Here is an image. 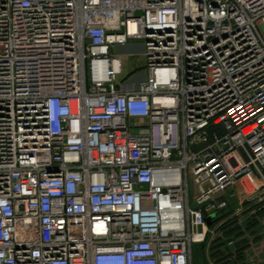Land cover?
Returning <instances> with one entry per match:
<instances>
[{
	"label": "built area",
	"instance_id": "2783aa9c",
	"mask_svg": "<svg viewBox=\"0 0 264 264\" xmlns=\"http://www.w3.org/2000/svg\"><path fill=\"white\" fill-rule=\"evenodd\" d=\"M263 215L264 0H0V264H241Z\"/></svg>",
	"mask_w": 264,
	"mask_h": 264
},
{
	"label": "rangeland",
	"instance_id": "374dc122",
	"mask_svg": "<svg viewBox=\"0 0 264 264\" xmlns=\"http://www.w3.org/2000/svg\"><path fill=\"white\" fill-rule=\"evenodd\" d=\"M143 45L141 42H133L130 45L126 46H117L114 48V55H122V72L120 75L117 76V83L119 82H130L133 84H138L139 81L143 80L146 77L145 65L146 61L142 56L143 53ZM133 53V56H126V54ZM192 196V191L190 192ZM247 216L242 215L240 226H244L249 223V218ZM260 219V218H258ZM252 222H255L253 220ZM259 223V222H258ZM239 227V226H237ZM255 227V223L251 224V228ZM212 248V247H211ZM211 248L209 249V256L211 255ZM216 256V255H215ZM194 258L200 264H208L209 261L206 260L205 250L195 248L194 249ZM196 261V262H197Z\"/></svg>",
	"mask_w": 264,
	"mask_h": 264
},
{
	"label": "crops",
	"instance_id": "0c3cea01",
	"mask_svg": "<svg viewBox=\"0 0 264 264\" xmlns=\"http://www.w3.org/2000/svg\"><path fill=\"white\" fill-rule=\"evenodd\" d=\"M264 217V215H263ZM251 245L244 249L243 261L241 264H264V218L259 221L257 227L251 232ZM222 254H217L218 258ZM223 260H219L218 264H227L222 263ZM230 264V263H228Z\"/></svg>",
	"mask_w": 264,
	"mask_h": 264
},
{
	"label": "water",
	"instance_id": "95a60500",
	"mask_svg": "<svg viewBox=\"0 0 264 264\" xmlns=\"http://www.w3.org/2000/svg\"><path fill=\"white\" fill-rule=\"evenodd\" d=\"M206 222H207V224H209V223H210V220H209V218L206 220Z\"/></svg>",
	"mask_w": 264,
	"mask_h": 264
},
{
	"label": "trees",
	"instance_id": "16d2710c",
	"mask_svg": "<svg viewBox=\"0 0 264 264\" xmlns=\"http://www.w3.org/2000/svg\"><path fill=\"white\" fill-rule=\"evenodd\" d=\"M198 249H201V247H199Z\"/></svg>",
	"mask_w": 264,
	"mask_h": 264
}]
</instances>
